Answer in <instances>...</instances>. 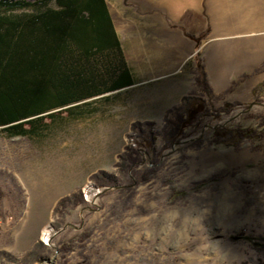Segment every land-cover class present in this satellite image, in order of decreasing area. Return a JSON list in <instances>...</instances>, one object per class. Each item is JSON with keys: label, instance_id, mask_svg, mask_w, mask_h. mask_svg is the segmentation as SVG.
I'll return each instance as SVG.
<instances>
[{"label": "rangeland", "instance_id": "1", "mask_svg": "<svg viewBox=\"0 0 264 264\" xmlns=\"http://www.w3.org/2000/svg\"><path fill=\"white\" fill-rule=\"evenodd\" d=\"M137 4H109L119 31L122 9L139 13ZM194 65L202 66L210 88L226 81L209 74L207 66L218 69L216 61L203 58ZM232 80L211 97L198 92L193 81L187 95L205 101L204 124L168 149L158 138L156 152L143 153L127 175L117 165L125 149L135 147L131 125L150 122L141 117L139 102L125 104L113 95L54 112L26 134L0 129V264H182L181 257L194 260V250L184 247L189 238L210 240L241 264H264V251L244 238L264 236V138L236 148L211 144L216 125L257 126L264 116V90L256 96L252 90L264 73ZM225 103L239 106L213 120L211 114ZM162 124L156 122L154 130ZM101 171L114 187L96 186L93 177ZM76 194L82 205L56 212L59 201Z\"/></svg>", "mask_w": 264, "mask_h": 264}, {"label": "trees", "instance_id": "2", "mask_svg": "<svg viewBox=\"0 0 264 264\" xmlns=\"http://www.w3.org/2000/svg\"><path fill=\"white\" fill-rule=\"evenodd\" d=\"M111 21L105 0H0V129L26 134L54 112L89 105L106 93L131 85ZM261 72L264 62L256 70ZM194 86L198 92L213 95L200 65ZM262 90L264 81L253 88L252 95ZM205 105L202 96L189 94L166 112L160 130H154L153 122L132 124L136 144L120 156L119 172L127 175L141 163L143 153H155L158 138L163 149L179 145L189 129L196 131L204 124L209 115ZM237 105L225 103L211 114L212 119L220 121ZM212 138L216 148H236L244 141L257 144L264 138V116L254 128L216 125ZM93 180L105 190L115 186L102 171ZM2 197L0 191V200ZM83 203L81 194L66 197L59 201L56 212ZM244 238L256 250L264 251V236Z\"/></svg>", "mask_w": 264, "mask_h": 264}, {"label": "crops", "instance_id": "3", "mask_svg": "<svg viewBox=\"0 0 264 264\" xmlns=\"http://www.w3.org/2000/svg\"><path fill=\"white\" fill-rule=\"evenodd\" d=\"M134 1L140 11L124 7L119 31L109 8L113 0H105L131 85L98 98L115 95L125 104L139 102L141 117L156 123L190 93L194 63L203 58L218 63L214 71L207 66L212 77L226 79L210 84L214 95L226 91L232 79L242 74L264 73H256L264 62V0ZM206 30L210 31L207 37ZM133 121L130 116L129 124Z\"/></svg>", "mask_w": 264, "mask_h": 264}, {"label": "clouds", "instance_id": "4", "mask_svg": "<svg viewBox=\"0 0 264 264\" xmlns=\"http://www.w3.org/2000/svg\"><path fill=\"white\" fill-rule=\"evenodd\" d=\"M189 238L184 247L194 250V260L181 257L182 264H241L240 258L226 254L223 249L211 242L199 241Z\"/></svg>", "mask_w": 264, "mask_h": 264}, {"label": "bare ground", "instance_id": "5", "mask_svg": "<svg viewBox=\"0 0 264 264\" xmlns=\"http://www.w3.org/2000/svg\"><path fill=\"white\" fill-rule=\"evenodd\" d=\"M46 233H47V232H46ZM46 233L43 234V236H44L43 238H44V239H47V237H48V234H46Z\"/></svg>", "mask_w": 264, "mask_h": 264}]
</instances>
